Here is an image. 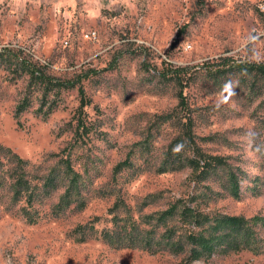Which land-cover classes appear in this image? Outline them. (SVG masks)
Wrapping results in <instances>:
<instances>
[{
    "label": "rangeland",
    "instance_id": "1",
    "mask_svg": "<svg viewBox=\"0 0 264 264\" xmlns=\"http://www.w3.org/2000/svg\"><path fill=\"white\" fill-rule=\"evenodd\" d=\"M258 66L264 0H0V264H264ZM198 150L227 166L196 181ZM177 201L260 218L254 243L176 253Z\"/></svg>",
    "mask_w": 264,
    "mask_h": 264
},
{
    "label": "trees",
    "instance_id": "2",
    "mask_svg": "<svg viewBox=\"0 0 264 264\" xmlns=\"http://www.w3.org/2000/svg\"><path fill=\"white\" fill-rule=\"evenodd\" d=\"M242 68L254 69L255 67L241 66ZM258 70L264 72L263 66H258ZM33 80H46L52 86L68 88V86L74 87L76 83H56L54 85L53 80L50 79L42 69L33 68L30 72ZM50 90V89H49ZM81 108L88 105V99L85 92L80 88ZM182 104H184V98L182 99ZM28 107L27 103L20 105L18 112L24 111ZM190 124V123H189ZM78 129H83L84 132L80 135L88 133L87 126L85 125L83 118L79 119ZM187 136L192 141L190 131H188ZM3 148L0 147V150ZM12 153L11 150H9ZM19 160V162L26 164L17 155L14 156ZM189 167L192 169V174L196 178V181L203 180L206 178L211 171L220 169L227 166V160L221 156L209 155L200 150L196 151L195 156L189 160ZM235 177V175H233ZM14 192L13 198L15 201L20 200L25 194L30 193L28 202L31 203V186L29 179L26 177V173L23 171L19 175L15 183L12 185ZM194 200H196L194 198ZM182 202V201H181ZM180 201H177L174 205L170 207L168 211L163 213L162 219L173 218L176 214H179L184 225L189 226V230L184 238V242L177 240L172 242V237L170 238V245L173 247L176 253H180L185 250L184 243L189 245L190 250V260L197 261L202 257H208L216 252L222 250L224 252H235L241 249H247L252 246L254 240H252L255 234V225L259 223L260 218H253L250 221L244 217L239 216H222L219 214L211 215L203 212L199 205L198 206H188L184 205L181 211H177ZM258 220V221H257ZM170 233L173 231L170 230ZM132 244H137L134 241ZM146 247L151 248L150 245L145 244Z\"/></svg>",
    "mask_w": 264,
    "mask_h": 264
}]
</instances>
